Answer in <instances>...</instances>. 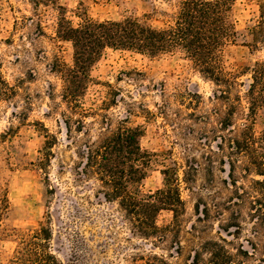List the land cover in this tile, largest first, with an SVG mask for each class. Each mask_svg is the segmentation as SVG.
<instances>
[{
  "label": "rangeland",
  "instance_id": "374dc122",
  "mask_svg": "<svg viewBox=\"0 0 264 264\" xmlns=\"http://www.w3.org/2000/svg\"><path fill=\"white\" fill-rule=\"evenodd\" d=\"M177 3L59 0L74 26L84 18L137 17L161 27ZM57 15L51 7L36 11L29 0H0V264H31L16 260L15 250L42 227L50 230L49 250L59 264H192L205 241L221 239L232 253L242 251V264H258L264 258V230L249 219L247 208L240 216L225 210L234 188L229 166L221 162L225 153L217 149L216 137L227 135L220 121L228 109L214 98L217 87L181 55L150 58L107 49L89 71L82 99L86 114L71 115L67 131L62 82L52 67L56 60L71 65L73 51L57 37ZM232 16L237 39L224 49L223 64L235 74L233 93L241 99L233 129L253 122L255 135L264 139V108L246 121L245 100L247 71L264 61V0H236ZM122 123L141 129L139 145L153 156L140 185L143 194L163 187V170L177 169L185 211L177 225L171 212L157 215V226L169 228L161 241L137 233L118 203L106 201L99 182L84 173L85 143L99 141ZM46 133L54 144L46 145ZM187 159L199 166L190 183L182 174ZM234 177L237 185H249L241 167ZM197 202L201 209L209 207L207 218L195 214ZM235 222L240 228L230 227Z\"/></svg>",
  "mask_w": 264,
  "mask_h": 264
},
{
  "label": "trees",
  "instance_id": "16d2710c",
  "mask_svg": "<svg viewBox=\"0 0 264 264\" xmlns=\"http://www.w3.org/2000/svg\"><path fill=\"white\" fill-rule=\"evenodd\" d=\"M29 1L36 11L49 7L57 11V37L72 47V64L56 60L52 67L62 82L61 100L69 112L64 113L67 131L74 120L71 115L82 117L86 114L82 99L91 80L89 71L107 49L131 51L150 58L181 55L203 78L211 81L217 87L214 98L228 106L220 121V131L227 135H215L217 149L225 153L221 162L229 166L230 186L234 188V196L230 197L225 210L240 216L241 209L247 208L249 219L264 230V139L255 135L253 122L238 131L233 129L232 117L241 99L233 93L238 85L235 74L227 71L223 64L224 49L234 45L237 39L236 21L232 16L236 0H178L171 19L161 27H154L137 17L117 21L84 18L74 26L59 0ZM251 32L253 46H256L258 28ZM247 72L250 82L245 92L246 121H252L257 111L264 108V61L255 62ZM77 121L81 124L80 119ZM141 136L139 127L122 123L99 141L85 143L82 153L84 173H90L99 182L106 201L118 203L137 233L161 241L169 228L157 226V215L169 211L174 225H177L185 206L174 167L162 171L164 184L161 189L147 194L141 192V182L153 161V156L139 145ZM45 137L48 146L52 143L50 139L55 141L48 133ZM43 166L44 158L38 164L41 169ZM238 167L249 177L247 187L237 185L234 173ZM183 168V181L192 182L199 168L196 160L187 159ZM1 206L7 208V199L1 201ZM194 210L199 218L209 216L207 205L201 209L197 202ZM230 227L238 229L240 225L235 222ZM50 239V230L44 227L22 238L15 250L16 260L31 264H59L50 253ZM222 242L225 241H205L195 251L192 264H242L238 258L244 257L242 251L232 253ZM258 264H264V258Z\"/></svg>",
  "mask_w": 264,
  "mask_h": 264
}]
</instances>
